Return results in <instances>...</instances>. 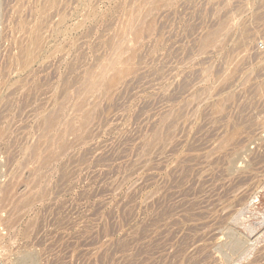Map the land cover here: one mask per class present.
Here are the masks:
<instances>
[{"label": "rangeland", "instance_id": "1", "mask_svg": "<svg viewBox=\"0 0 264 264\" xmlns=\"http://www.w3.org/2000/svg\"><path fill=\"white\" fill-rule=\"evenodd\" d=\"M0 128V264H264V0H0Z\"/></svg>", "mask_w": 264, "mask_h": 264}, {"label": "bare ground", "instance_id": "2", "mask_svg": "<svg viewBox=\"0 0 264 264\" xmlns=\"http://www.w3.org/2000/svg\"><path fill=\"white\" fill-rule=\"evenodd\" d=\"M145 10H146V9H145ZM137 17H138V16H137ZM140 17H142V16L140 15ZM143 17H144V16H143ZM143 17H142V18H143ZM258 18H259V17H258ZM135 21H136V20H135ZM223 21H224V20H223ZM138 22H139V21H138ZM138 22H137V23H138ZM225 23H226V22H225ZM223 24H224V23H223ZM221 25H222V24H221ZM228 25H229V24H228ZM222 26H224V25H222ZM152 28H153V27H152ZM118 32H119V31H118ZM218 34H219V33H218ZM210 35H211V34H210ZM213 35H214V33H213ZM215 35H216V34H215ZM211 36H212V35H211ZM204 39H205V38H204ZM207 39L210 40V39H209V36L207 37ZM219 39H220V38H219ZM212 41H213V40H212ZM204 42H205V41H204ZM110 50H111V49H110ZM127 60H128V59H127ZM129 60H130V59H129ZM103 63H104V62H103ZM114 63H115V62H114ZM121 63H122V62H121ZM112 64H113V63H112ZM107 67H108V66H107ZM119 69H121V68H119ZM227 69H228V68H227ZM101 70H102V69H101ZM105 70H106V69H105ZM106 71H107V70H106ZM98 76H99V75H98ZM99 78H101V77L99 76ZM99 78H98V79H99ZM87 80H89V79H87ZM87 80H85V81H87ZM96 80H97V79H96ZM96 80H95V81H96ZM99 80H101V79H99ZM89 81H90V80H89ZM92 81H94V80L92 79L90 83H92ZM110 81H111V80H110ZM112 81H113V80H112ZM96 82L99 83L98 80H97ZM113 82H114V81H113ZM98 83H97V84H98ZM92 84H93V83H92ZM94 84H95V83H94ZM90 85H91V84H89V86H90ZM87 86H88V85H87ZM91 86H92V85H91ZM91 86H90V87H91ZM108 87H109V86H108ZM85 88H86V87H85ZM86 89H87V88H86ZM80 92H81V91H80ZM84 93H85V92H84ZM75 102H76V101H75ZM73 105H74V104H73ZM92 109H93V108H92ZM70 112H71V111H70ZM88 112H89V111H88ZM2 113H3V112H2ZM31 116H32V115H31ZM48 116H49V114H48ZM55 116H56V115H55ZM55 116H54V117H55ZM86 116H88V115L86 114ZM89 116H90V114H89ZM89 116H88V117H89ZM46 117H47V116H46ZM54 117L52 118L53 120H54ZM48 118H49L50 121L52 120L50 117H48ZM75 118H76V117H75ZM55 119H56V117H55ZM83 119H84V118H83ZM49 120H48V121H49ZM78 121H79V120H78ZM80 121H81V120H80ZM51 122H52V121H51ZM68 122H69V121H68ZM71 122H72V121H71ZM74 122H75V121H74ZM74 122H73V123H74ZM84 122H85V120H84ZM47 123H48V122H47ZM49 123H50V122H49ZM52 123H54V122H52ZM52 123L49 124L50 126H49V125H48V126L51 127V125H53V127H54V124H52ZM69 123H70V122H69ZM82 123H83V122H82ZM70 124H71V123H70ZM1 125H2V124H1ZM71 125H72V124H71ZM81 125H82V124H81ZM48 126H47V127H48ZM69 126H70V125H69ZM78 126H79V125H78ZM6 128H7V127H5L4 129H6ZM51 128H52V127H51ZM72 128L74 129L75 127H72ZM4 129L0 128V138L3 137V135H4ZM68 129H69V128H68ZM73 129H71V130H73ZM46 130H47V128H46ZM68 132H69V130H68ZM70 132H71V131H70ZM67 134H68V133H67ZM70 134H71V133H70ZM72 134H73V133H72ZM50 136H51V135H50ZM157 136H158V135H157ZM42 137H43V136H42ZM60 137H61V136H60ZM169 137H170V136H169ZM52 138H53V137H51L50 139H52ZM66 139H67V138H66ZM74 139H75V138H74ZM50 142H51V141H50ZM68 142H70V141H68ZM224 142H225V141H224ZM226 142H227V140H226ZM47 143H48V142H47ZM48 144H49V143H48ZM65 144H66V143L64 142L63 146H62V145H61V146L64 147ZM67 144H68V143H67ZM59 145H60V144H59ZM37 146H38V145H37ZM48 147H49V146H48ZM65 147H66V145H65ZM65 147H64V149H63V148H61V149L65 150ZM220 147H221V146H220ZM46 148H47V147H46ZM38 149H39V147H38ZM34 150H35V149H34ZM34 150H33V151H34ZM63 150H61V151H63ZM36 151H37V150H36ZM43 151H44V150H43ZM61 151H60V152H61ZM47 154H48V152H47ZM49 154H50V153H49ZM49 154H48V155H49ZM57 154H58V153H57ZM48 155H47V156H48ZM59 155H60V154H58V156H59ZM49 157H50V155H49ZM45 158H46V156H45ZM53 160H54V159H53ZM43 161H44V160H43ZM46 161H48V160L46 159ZM46 161H44V162L47 163ZM48 164H50V163H48ZM39 176H40V175H39ZM12 181H14V180H12ZM17 182H18V181H17ZM36 184H37V183H36ZM8 186H9V184H7L6 187H8ZM11 186H12V185H11ZM14 186H15V185H14ZM9 188H10V186H9ZM9 188H8V189H9ZM4 189L6 190L5 186H4ZM10 189H12V188H10ZM14 189H15V188H14ZM14 189H12V190H14ZM8 191H9V190H8ZM8 191H7V192H8ZM17 200H18V199H17ZM21 200H22V199H21ZM240 200H241V199H240ZM25 201H27V199H26ZM4 203H5V202H4ZM21 203H22V202H21ZM21 203H20V204H21ZM24 203H25V202H23V204H24ZM21 205H22V204H21ZM21 205H20V206H21ZM14 207H15V206H14ZM9 226H10V225H9ZM30 226H32V225H30ZM26 229H27V228H26ZM228 237H229V236H228ZM232 238H233V237H232ZM234 242H235V241H234ZM236 244H237V243H236ZM232 247H233V246H232ZM233 249H234V248H233ZM237 252H238V251H237ZM242 252H243V251H242ZM239 253H240V252H239ZM233 254H234V253H233Z\"/></svg>", "mask_w": 264, "mask_h": 264}]
</instances>
